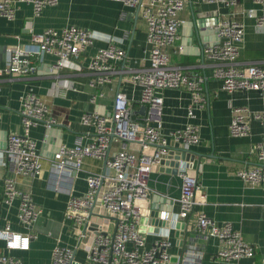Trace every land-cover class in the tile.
I'll list each match as a JSON object with an SVG mask.
<instances>
[{"label": "crops", "instance_id": "0c3cea01", "mask_svg": "<svg viewBox=\"0 0 264 264\" xmlns=\"http://www.w3.org/2000/svg\"><path fill=\"white\" fill-rule=\"evenodd\" d=\"M150 1L142 0L143 3ZM16 7L13 21L0 17V69L6 67L9 50L19 44L23 46L32 33L39 34L48 29L61 30L77 26L99 35L94 47L81 58L84 67H87L99 48L108 46V40L112 38L126 51L125 60L117 66L120 74L114 76L112 84L102 88L90 86L91 76L86 69L81 73L66 69L57 74L53 70L56 60L51 55H46L41 63L32 59V64L37 66L33 75L14 79L8 75L0 76V177L14 179L17 189L29 194L43 211L35 228L38 238L32 242L30 251L9 252L0 241V254L21 259L24 264H51L57 240L64 246H72L77 241V231L65 219L68 190L73 189L75 196H82L87 190V176L107 171L104 160L86 158L82 170L77 174H60L53 169L55 154L62 146L73 147L78 140L90 143L94 138V130L83 125V115L90 112L111 115L118 91L127 95L133 119L141 121L144 118L147 109L140 102L141 88L134 85L131 78L136 70L149 66L151 46L147 43V23L141 12L118 2L59 0L56 6L46 7L38 17L34 15L32 5L19 3ZM250 10L261 15V6L254 0H238L234 10L233 19L245 25L239 62L241 67L251 64L264 66V26L256 25V18L248 15ZM226 14L228 10L224 7L186 0V8L179 15L182 21L180 40L167 52L172 64L185 67L188 72L198 73L204 79L206 104L204 108L195 110V118L192 119L188 115L191 105L188 91L159 92L164 99L163 133L167 135L188 124H195L201 134L200 144L190 149L196 155L195 160L193 157L189 161L191 165L198 161L199 166L197 169H188L186 173L197 178L201 190L196 200L204 204L197 205L187 221L183 254L192 246L199 255L202 254V264H264V188L245 183L237 176L238 171L259 164L255 146L261 140L262 126L253 121L250 135L244 138H235L229 131L235 109L246 108L252 112L264 110V92H224L221 83L215 80L214 68L205 56L207 46L219 40L215 22L225 19ZM199 29H202V37L197 35ZM190 32L194 33L192 37H189ZM28 91H33L48 105L52 118L57 121L51 128L39 124L29 131V137L37 144L43 168L42 173L35 178L16 176L4 166L9 136L25 134L19 109L20 99ZM122 147L121 142L115 141L111 154L119 152ZM128 148L134 151L139 149L137 145H129ZM171 150L184 151L176 144H171ZM172 162L166 168L160 165L154 167L148 182L149 200L141 220L158 212L167 215L170 209L174 215L179 213L182 178L180 174L171 173L177 164L174 160ZM183 163L180 161L181 165ZM69 177H73L72 183ZM3 197V186L0 184V226H5L9 221L13 230L24 232L17 220L19 201L9 207L3 203ZM201 213L218 224H232L242 233L244 240L254 246L255 257L240 262L220 260L217 257L220 248L218 239L198 233L197 217ZM149 227V224L146 225V228ZM160 229L157 234L145 233L146 248H151L162 239L167 228ZM170 230L174 258L180 250V231L174 228ZM76 261L78 264H88L83 250L77 252Z\"/></svg>", "mask_w": 264, "mask_h": 264}, {"label": "built area", "instance_id": "2783aa9c", "mask_svg": "<svg viewBox=\"0 0 264 264\" xmlns=\"http://www.w3.org/2000/svg\"><path fill=\"white\" fill-rule=\"evenodd\" d=\"M108 1L139 10L147 23V43L151 46L149 66L136 70L131 78V82L141 88L140 102L147 112L141 121L133 119L127 95L118 91L111 115L104 116L96 112L83 115V125L94 130L93 140L87 144L78 140L73 147L62 146L55 154L53 169L60 174H77L82 170L86 158L104 160L107 171L99 175H88L87 190L82 196H75L73 189L68 190L65 219L77 231V241L72 246H64L57 240L51 264H78L76 254L80 250L86 253L88 264H169L173 258L171 230L148 249L145 234L140 231V221L149 200L150 176L154 167L159 166L169 155L171 144H176L184 151L200 144L201 134L197 125L188 124L167 135L163 133L162 125L164 99L159 92L188 91L191 95L188 115L192 119L195 118V110L204 108L206 104L204 79L198 73L188 72L185 67L172 64L167 52L168 48L180 40L182 21L179 15L186 8V0H151L149 3H143L142 0ZM195 1L228 10L225 15L227 17L219 20L215 27L218 42L207 46L205 50V56L214 68V78L221 83L222 90L229 94L240 91L264 92V66H240L245 25L233 19L238 0ZM254 1L261 6V15H257L254 10H250L248 15L256 18L258 27H263L264 0ZM58 2L0 0V17L13 21L19 3L32 5L34 15L38 17L46 7L56 6ZM98 39L96 32L77 26L32 33L23 46L19 44L9 50L6 67L0 69V76L8 75L14 79L33 75L37 66L32 64V59L41 63L46 55H51L56 60L53 70L57 74L66 69L77 73L86 69L91 76L90 86H109L114 76L120 74L117 66L125 60L126 51L112 38L108 40V46L99 48L87 67H84L81 58L87 55ZM95 100L96 97L93 102ZM19 112L25 134L9 136L4 152V166L16 176L35 178L42 173L43 168L37 144L29 137V131L39 124L51 128L57 121L52 118L48 105L33 91L21 97ZM253 121L262 126L261 140L255 146L259 164L238 171L237 176L245 183L264 188V110L252 112L246 108L235 109L229 131L235 138L247 137ZM115 141L121 142L123 147L119 152L111 154ZM129 145H137L138 151L129 149ZM180 175V211L176 215L187 225L196 206L204 202L196 200L201 190L197 178L186 171ZM72 179L69 177L71 183ZM0 184L3 186L4 204L11 207L15 201H19L17 220L25 230H13L8 221L5 226H0V241L9 252H28L32 242L38 238L35 228L43 211L29 194L17 189L14 179L0 177ZM163 216L165 218L166 214ZM197 230L201 235L218 239L220 248L217 257L220 260L240 262L256 255L254 246L247 243L242 233L230 223L218 224L201 213L197 217ZM202 258V254L199 255L189 246L178 264H202ZM0 264L24 263L21 259L0 254Z\"/></svg>", "mask_w": 264, "mask_h": 264}, {"label": "water", "instance_id": "95a60500", "mask_svg": "<svg viewBox=\"0 0 264 264\" xmlns=\"http://www.w3.org/2000/svg\"><path fill=\"white\" fill-rule=\"evenodd\" d=\"M218 25V20L215 22V26ZM202 29H199L197 31V35L199 37L203 36V33L201 31ZM194 35V33L190 32L189 33V37H192ZM146 109V108H145ZM195 157L196 155L193 153L192 150H187V151H177V150H171L169 155L165 157V159L162 160V162L160 163V166L166 168L169 167L171 165L172 160L176 161L177 164H175V170H173V172H171L174 175H179L182 171H187L188 169H197L199 166V163L197 161V163L195 164H189V161H192V158ZM180 161H183L184 163L181 165ZM179 163V164H178ZM182 170V171H181ZM173 210H169V212L167 213L166 217L164 218V216L162 215V213L158 212L157 214H151L150 217L144 218L143 220L140 221V231L142 233H159L161 231L160 228H167L165 230V232L163 233L164 235L168 234V229L170 228H174L176 230H179V246H180V250H179V254L178 256L174 257L170 264H178L179 263V259L183 254V250H184V239L185 236L187 235V230H186V223L182 222L181 220L178 219V216L175 214H172ZM173 221H175L173 223ZM150 225L149 228H146V225Z\"/></svg>", "mask_w": 264, "mask_h": 264}]
</instances>
